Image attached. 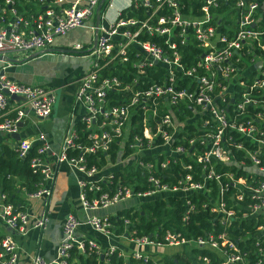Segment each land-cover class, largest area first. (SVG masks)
Returning <instances> with one entry per match:
<instances>
[{
	"label": "built area",
	"instance_id": "1",
	"mask_svg": "<svg viewBox=\"0 0 264 264\" xmlns=\"http://www.w3.org/2000/svg\"><path fill=\"white\" fill-rule=\"evenodd\" d=\"M37 1L41 10L26 16L16 11L14 0L0 1V56L24 57L42 52L55 39L77 28L93 32L86 49L79 43L71 48L73 52L92 57L90 68L77 80L73 97L83 111L79 123L84 140H78L73 128L65 133L58 150L51 152L42 132L13 139L11 135L19 134V123H23L28 111L37 119L49 117L56 94L50 87L18 83L0 73V135L8 138L6 144L18 157H24L35 146L36 155L30 159L29 166L41 176L34 191L26 193L23 188L21 191L25 198L39 202L36 215L30 214L24 205L23 209H16L0 192V264L17 261L18 250L10 233L25 235L30 221L38 230L46 226L53 181V168L45 160L48 153L52 154L54 163H64L81 175L77 185L85 214L82 219L74 214H67L63 219L54 261L36 254L31 257V264H66L72 248L82 254H94L96 259L116 251L114 247L102 251L91 239H77L76 230L80 225H87L95 233L108 237L112 232L107 219L87 216L86 212L105 209L133 196L142 201L158 195L181 196L188 212L192 205L185 197L193 192L203 193L210 204L209 211L216 213L218 222L224 225L234 216L231 208H224L221 197L228 189V182L239 189L235 199L249 197L253 201L244 207L247 211L240 218H260L254 237L257 240L264 237V0H195L187 6L184 0H131L128 6L145 12L142 19L121 17V10L110 17L107 3L100 9L96 26L95 9L101 0ZM188 38L195 41L199 53L185 67L180 47ZM117 64L130 66L131 84L121 87L118 77L100 74ZM248 66L253 69L245 73ZM159 68L163 71L156 74ZM238 73L241 74L238 76ZM109 91L129 95L121 103L110 105L106 97ZM11 96L19 100L10 99ZM179 105L187 106L192 115L185 117L181 124H193L197 133L187 140L191 146L189 151L175 144L179 140L180 122L173 118V112L179 111ZM134 114L141 116V135H133L128 148L142 152L133 166L142 173L148 187L135 191L133 185L116 184L108 194L99 183L109 188L113 170L103 174V166L99 170L86 167L85 156L105 155L115 139H122ZM234 135L239 141L233 148L243 157L238 161L227 143ZM156 140L161 143L155 144ZM157 147H165L166 152L156 151ZM68 151L75 154L68 156ZM145 156H150L151 161L140 160ZM182 156L202 165L201 181H194L186 173L173 183L163 182L159 170ZM222 165H233L247 176L233 179V173L216 172L215 167ZM183 167L189 170L191 165L187 163ZM222 177L227 180L225 184L221 183ZM247 179L250 184L246 183ZM207 185L217 186L215 198L210 197ZM185 219L186 216L182 218ZM129 241L135 246L129 257L140 264H157L147 253L140 252L142 246L188 245L215 251L223 259L221 264H248L246 253L223 232L184 239L170 231L139 236L132 231ZM257 254L261 258L255 264H264V250L259 249ZM121 255L117 251V256ZM202 260L208 264L205 257Z\"/></svg>",
	"mask_w": 264,
	"mask_h": 264
},
{
	"label": "trees",
	"instance_id": "2",
	"mask_svg": "<svg viewBox=\"0 0 264 264\" xmlns=\"http://www.w3.org/2000/svg\"><path fill=\"white\" fill-rule=\"evenodd\" d=\"M2 1V0H0ZM187 6L189 2L195 3V0H184ZM108 2L102 4V10L105 8ZM14 7L17 12H23V15L28 14L35 15L36 12L41 10V5L37 0H14ZM186 11V10H185ZM121 17H133L142 19L145 16V12L141 8H134L132 5L122 9L120 11ZM155 39V38H154ZM186 44L180 47L181 61L185 67L190 66L197 58L199 50L195 46V41L191 38ZM131 71L130 66L114 65L109 66L102 70L100 74L106 76H116L121 81V87L131 84ZM163 69L159 68L156 74H161ZM152 75V74H151ZM137 83V87H138ZM136 88V84H134ZM128 92H107V99L110 105H117L122 102L128 96ZM181 112H183L181 114ZM173 118H176L177 122L182 123L184 118L191 117V112L187 106L179 105V111L173 112ZM1 119V118H0ZM80 123H76L74 126L75 132L78 137L84 140ZM127 138H125L122 147L121 159H125L132 150L128 148V144L131 142L133 135H141V116L140 114H134L130 117L129 124L127 126ZM179 131L178 141L175 144L182 145L186 151L190 150V145L187 140L196 137L194 126L191 123L185 122ZM184 135V138H182ZM77 140V139H76ZM120 139H115L106 151L105 155L99 153L98 155H86V167L94 166L96 169H100L106 164H114L116 155L119 149ZM238 137L231 136L227 141L229 148L232 150L233 158L238 161L242 157L240 151H236L233 148V144L238 142ZM159 140H156L155 144H160ZM246 148L247 145H245ZM199 148V147H198ZM192 151V150H191ZM74 151H68L67 155H74ZM35 146H33L24 157H18L17 153L8 147L6 143H0V192L4 193L7 202L14 205L16 209H23V200L19 198L18 194L21 193L22 188L26 193L34 191L41 180L39 172L30 168V159L35 157ZM150 156L141 157L142 161H151ZM159 159H162L160 156ZM190 164L191 168L186 170L183 165ZM201 164H195L186 156L175 157L174 161H170L167 166L159 170V177L163 182L173 183L176 179L182 177L186 173L192 176L194 181H201L200 172ZM215 171L218 173H233V179L238 177L246 178L247 174L241 169L236 168L233 165H222L215 167ZM110 185L107 188L104 184L99 183V187L103 191L110 194L114 188V185H133V189L145 190L147 184L145 182L142 173L138 168L133 165H119L111 173L109 177ZM227 180L224 177L221 178V183L225 184ZM247 184H250V180H246ZM210 188V197L215 198L217 194V186L207 185ZM239 193L237 187H232L228 182V189L222 194V200L224 208H231L234 211V216L226 224L221 225L218 222L217 214L209 211L210 204L203 193L193 192L187 195L189 204L192 205V209L188 212L185 211V205L181 196L174 195H158L152 197L149 200H144L139 204L138 209L124 208L118 210L114 216L107 218V221L111 225V230L115 235H124L125 233L130 235V232L134 231L136 236L142 234L156 233L162 234L164 231H170L179 234L184 239H194L196 237H203L206 234H212L216 236L220 233H225L236 247L246 253V260L248 264H255L260 260L258 250H264V237L257 240L254 237L256 232L255 227L261 221L256 217H248L241 219L242 212L247 210L244 208L253 201L249 197H243L241 200L235 199V195ZM89 198L90 193H86ZM205 205V206H204ZM186 216L185 220L182 218ZM127 221L128 224H125ZM258 244L256 245V242ZM191 259L184 254L176 253L169 259H164L163 264H205L202 257L208 260V264H221L223 259L215 251L207 249H191ZM71 259H75L74 264H97V259L94 254L86 255L79 253L76 249L72 248L69 252V256L66 259V264H70ZM106 260L105 263H103ZM135 261L128 258L125 263L123 257L117 256V251L103 257L101 264H137ZM140 264V263H139ZM147 264H151L150 262ZM235 264V263H234Z\"/></svg>",
	"mask_w": 264,
	"mask_h": 264
},
{
	"label": "crops",
	"instance_id": "3",
	"mask_svg": "<svg viewBox=\"0 0 264 264\" xmlns=\"http://www.w3.org/2000/svg\"><path fill=\"white\" fill-rule=\"evenodd\" d=\"M108 1L110 17H113L117 11L128 7L131 2V0ZM93 36L94 33L89 29H75L68 35L55 39L53 45L47 50L34 54L35 56L32 58L25 59L33 54L24 57L9 54L4 56L5 59L18 62L0 59V73L8 79L28 85L47 86L52 88L56 94L55 103L48 118L37 119L29 111L27 112L19 130L20 138L25 139L42 132L49 142L50 151L56 152L65 133L72 130L75 124L79 122L83 111L78 103H74L73 97L77 88V80L90 68L92 57L81 52H73L71 48L74 43H79L83 48H87V45L91 44ZM7 142L8 138L0 135V143ZM45 160L53 168V181L50 184L51 195L48 201L49 217L45 228L42 230L33 228L30 221L25 235L19 236L10 233L18 250L15 264H31L30 259L36 254L48 261H54L55 247L60 238V226L63 219L67 214H74L82 219L85 214L80 205V190L77 185L82 178L81 175L64 163H54L50 153L46 155ZM127 164L131 165L130 163ZM102 172L105 173V171ZM38 206L39 211V202L31 201L25 207L30 214L36 215ZM122 207L130 208V206H120L121 209H124ZM121 209H108L107 207L87 211L86 215H95L107 219ZM109 229L112 232L111 225ZM129 237L130 235L126 233L115 235L113 232L108 237H104L95 233L87 225H80L76 230L77 239H91L102 251L107 250L108 247H114L118 253L122 254L121 257L125 263L129 258V253L135 249V246L129 241ZM165 247L172 248L171 246L153 248L142 246L140 252L147 253L150 259L157 264H163L164 259H169L177 253ZM189 252L191 254V249ZM102 260L97 259V264H101ZM75 262V259H71L70 264ZM105 262L106 260L103 263Z\"/></svg>",
	"mask_w": 264,
	"mask_h": 264
},
{
	"label": "rangeland",
	"instance_id": "4",
	"mask_svg": "<svg viewBox=\"0 0 264 264\" xmlns=\"http://www.w3.org/2000/svg\"><path fill=\"white\" fill-rule=\"evenodd\" d=\"M77 29H86V28H77ZM88 30V29H87ZM86 48V47H85ZM247 70L245 71V73L249 72L250 70L253 69V66H248V68H246ZM241 73H238V76L240 75ZM135 112V109H132L131 110V113H134ZM182 124L181 123H178V129H182ZM127 130V128H126ZM125 138H127V131L125 132L124 136L122 137L121 141H120V145H119V149H118V152H117V155H116V159H115V163L114 164H106L105 166H103V171H105L104 174H108L109 172H111L112 170H114L117 166L119 165H125L127 166L128 164L127 163H130L131 165H135V160L138 158V156L141 155L142 152H139V151H133L131 154H129L125 159H121V155H122V145H123V142L125 140ZM156 151H160L161 153L163 152H166V148L165 147H157ZM19 198H21L23 200V205L24 206H27L28 203H30L31 201H34V200H30V199H27L25 198L22 193H19L18 194ZM142 202V200L140 198H137L135 196L131 197V198H128V199H124L122 201H119L113 205H110L108 206V209H112V208H117V209H121L120 206H126V207H129L130 208H134V209H138L139 207V204ZM38 208L39 206L37 207V211H38ZM122 208H125V207H122ZM166 248V247H165ZM193 246L192 245H188V246H184V247H172V248H166V249H170V250H173L174 252H177L180 253V254H184V255H188L190 257H187L191 259V255H190V252L189 250L192 249ZM186 253V254H185Z\"/></svg>",
	"mask_w": 264,
	"mask_h": 264
},
{
	"label": "water",
	"instance_id": "5",
	"mask_svg": "<svg viewBox=\"0 0 264 264\" xmlns=\"http://www.w3.org/2000/svg\"><path fill=\"white\" fill-rule=\"evenodd\" d=\"M107 1V0H101L99 2V4L97 5L96 9H95V18H94V24L95 26L97 25L98 21H99V12H100V9L102 7V4ZM35 55H29L28 57H26L25 59H29V58H32L34 57ZM6 57H1L0 56V59L2 60H6V61H10V62H18V61H13L12 59H5ZM259 65V64H258ZM10 99H13V100H19L17 97H14V96H11ZM22 123H19V127H21ZM11 137L15 140H17L19 138V135L18 133H15V134H12Z\"/></svg>",
	"mask_w": 264,
	"mask_h": 264
}]
</instances>
